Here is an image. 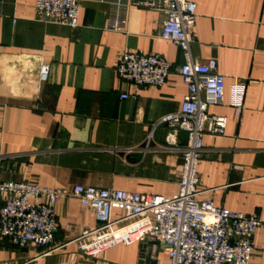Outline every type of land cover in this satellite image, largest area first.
<instances>
[{"label": "crops", "instance_id": "0c3cea01", "mask_svg": "<svg viewBox=\"0 0 264 264\" xmlns=\"http://www.w3.org/2000/svg\"><path fill=\"white\" fill-rule=\"evenodd\" d=\"M116 1H83L78 24L71 28L39 21L36 0H0V183L178 193L187 135L179 134L169 149L162 119L178 112L187 94L175 71L184 63L182 51L161 38L165 12L117 9ZM192 1L198 15L193 57L217 60L225 77V102L209 112L228 119L223 135L204 137L198 200L256 214L264 222V0ZM115 12L125 21L121 30L110 26ZM125 51L170 62L166 84L140 87L120 79L116 66ZM43 65L49 66L45 82ZM237 80L248 83L240 119L229 106V89ZM124 94L129 98L123 100ZM11 197L3 193L0 207ZM54 212L55 251L45 255V249L19 248L0 238V264H170L164 246L152 241L119 244L86 257L76 240L98 226L94 210L72 197L59 200ZM120 216L115 210L114 218ZM255 246L251 264H264V226Z\"/></svg>", "mask_w": 264, "mask_h": 264}, {"label": "built area", "instance_id": "2783aa9c", "mask_svg": "<svg viewBox=\"0 0 264 264\" xmlns=\"http://www.w3.org/2000/svg\"><path fill=\"white\" fill-rule=\"evenodd\" d=\"M83 1L36 0V17L44 23L75 28ZM113 5L117 9L142 6L165 12L161 38L182 51L184 63L175 71L187 87V94L180 110L162 119L168 127L165 141L169 149L177 145L179 134L187 135L181 149L178 193L165 197L82 185L47 188L25 181L2 182L0 196L8 193L12 197L0 207V238L19 248L33 245L45 249V255L51 254L59 227L54 205L75 197L94 210L98 223L76 240L86 257H99L119 244L152 241L164 246L170 264H251L255 237L264 226L263 220L256 214L218 207L211 200H198L204 137L223 135L228 119L209 112L226 99L225 77L219 72L217 60L201 62L192 54L197 4L192 0H131L129 4L117 0ZM124 24L120 13L111 16L113 30H121ZM172 72L173 65L163 57L128 51L120 55L116 66L120 79L140 87L162 88ZM48 76L49 66L43 65L41 81ZM247 90L248 83L241 80L229 89V106L238 119L245 110ZM128 98L122 95L123 100ZM155 131L156 127L148 135V145ZM115 210H120L122 216L115 219Z\"/></svg>", "mask_w": 264, "mask_h": 264}, {"label": "water", "instance_id": "95a60500", "mask_svg": "<svg viewBox=\"0 0 264 264\" xmlns=\"http://www.w3.org/2000/svg\"><path fill=\"white\" fill-rule=\"evenodd\" d=\"M146 242H143V244H145ZM151 257V250L148 251V256H147V261H149ZM152 264H155V262H152Z\"/></svg>", "mask_w": 264, "mask_h": 264}]
</instances>
